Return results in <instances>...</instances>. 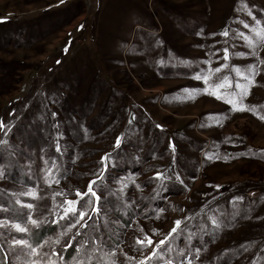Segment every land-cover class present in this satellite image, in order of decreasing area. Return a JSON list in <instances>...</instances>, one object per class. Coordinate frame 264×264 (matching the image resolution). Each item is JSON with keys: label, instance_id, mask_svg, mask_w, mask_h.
Listing matches in <instances>:
<instances>
[{"label": "rangeland", "instance_id": "374dc122", "mask_svg": "<svg viewBox=\"0 0 264 264\" xmlns=\"http://www.w3.org/2000/svg\"><path fill=\"white\" fill-rule=\"evenodd\" d=\"M0 121V154L27 151L2 170L0 218L28 228L0 233L36 249L5 243L0 264H264V160L237 158L264 151V0H0ZM91 180L95 231L61 219Z\"/></svg>", "mask_w": 264, "mask_h": 264}, {"label": "snow or ice", "instance_id": "6c2138e0", "mask_svg": "<svg viewBox=\"0 0 264 264\" xmlns=\"http://www.w3.org/2000/svg\"><path fill=\"white\" fill-rule=\"evenodd\" d=\"M223 35L227 36L228 32L227 30H225L223 33ZM225 56L224 59L227 60L228 59V48H224L223 49ZM217 71H219V69H217ZM194 78L197 80L201 79V75L199 74V72L193 74ZM245 79H249L250 77L246 76ZM238 84V82H237ZM239 86V84H238ZM218 99L220 97H217ZM55 102V101H54ZM231 103V102H229ZM51 116L53 118H55L57 116L56 112H51ZM135 119V117L133 116V120ZM129 123L131 124L132 121L130 120ZM59 124V121H56L52 126L56 127ZM156 127L158 129H160L161 131H163V126L157 124ZM5 128V125L3 123V121H0V131H3ZM8 133L5 132L4 136L7 137ZM56 136V151L58 153H62L61 150V145H60V139L62 138V133H55L54 134ZM129 140H124L123 143L127 144L129 143ZM0 143H3V140L0 139ZM10 143V140H9ZM114 147L117 149V153L115 155L113 154H105V156H103L101 158V163L103 164V168L101 170H99V175H98V179L102 178L104 176V173L108 170L109 166L111 165L112 168L117 167V163L116 161L118 160V158L120 157V155L123 153V148H122V139L121 137H117L116 138V142ZM169 148L173 150V152L175 151V145L172 143V141H169ZM17 152L23 153L25 156L27 155V151L24 148H20L18 145L16 146L15 151L12 152H8L7 156L8 157H13L14 159H6L4 154H0V176L4 175V172L2 171L5 168H13L15 170H19L23 164H26L27 161L23 159V157H19V158H15L17 157ZM105 161H109V163H105ZM156 177L157 178H165V179H170L167 177H164V175L162 173H156ZM177 180H179V174H177ZM58 182V181H57ZM97 183L96 180H91L88 184V188L87 191L84 193H81L79 190H77L76 192V200H65L63 202V204L61 205L62 207V212H61V219H63L66 216H69V213H71V216L69 217L71 224L70 226L74 227L76 224H81L82 227H90L92 228L93 231L96 230L95 225H89L87 224V221L84 220L85 215L88 214L89 219H91V213H99L101 211L102 207L106 206V202L105 204H101V200H102V189L100 188H94L93 185H95ZM182 183V181H181ZM167 189H165L166 191ZM27 194V193H26ZM85 197H87V199H85ZM236 199H242L241 197H237ZM17 204H20V201H16ZM10 204V202H9ZM78 205V207H76ZM26 207L28 209H31L33 207V205L31 203L26 204ZM10 210V207L8 205H4V204H0V213H7ZM28 219L31 221L32 224H36L37 221L32 220L31 219V214H28ZM83 221V223H81ZM181 223L180 220H176L175 224L177 226H179ZM213 223H215V221H213ZM0 228H4V229H12L14 228L16 231L20 232V233H25L28 231V228L26 225H22L21 222H19L18 220H15L11 217H7L4 216L2 218H0ZM182 231V230H181ZM172 233H177V228L173 227L171 229V231L168 233V236H166L164 239H161L158 241V243L155 245V248H153L152 252L149 254L148 257H145V259H149L152 256L157 257L158 259L162 258L163 253H165L166 251H171L172 250V245L175 244L176 242V238L173 237L171 241H169V244L163 248L160 249V252L156 251V248H160V245H164L165 244V240L168 239V237L172 236ZM181 233H177V235H180ZM0 237H4L3 240H0V248L3 247V245L5 243L8 244V251H16V249L13 248V245H21L24 247H21L19 249V254H22L25 256L26 259L31 258L35 252L36 249L32 246V245H28L26 244V241L24 239H20V238H16V237H12L10 240L8 239L7 236H5L4 233H0ZM147 244H151L152 240L150 238H147ZM89 243L88 240L86 239H82L79 242V247L77 249H75V251L79 252L81 249H84V254L85 257L90 259L91 258V254L93 252H95L97 250L98 246H93L91 248H85V245H87ZM137 243H142V241H137ZM69 245H65L64 247H68ZM147 245H145L146 247ZM196 252H199V249H196ZM45 255H49V254H45ZM63 259V254L62 251L61 253L58 255L56 252H52L49 255V264H57V261L62 260ZM33 264H36L35 261H33ZM167 264H172L171 260H169L167 262ZM188 264H192L191 260L188 261Z\"/></svg>", "mask_w": 264, "mask_h": 264}, {"label": "crops", "instance_id": "0c3cea01", "mask_svg": "<svg viewBox=\"0 0 264 264\" xmlns=\"http://www.w3.org/2000/svg\"><path fill=\"white\" fill-rule=\"evenodd\" d=\"M247 158V159H254V158H259V159H263L264 160V151H260V150H244L242 152H239V156L237 158Z\"/></svg>", "mask_w": 264, "mask_h": 264}, {"label": "bare ground", "instance_id": "6f19581e", "mask_svg": "<svg viewBox=\"0 0 264 264\" xmlns=\"http://www.w3.org/2000/svg\"><path fill=\"white\" fill-rule=\"evenodd\" d=\"M3 40V39H2Z\"/></svg>", "mask_w": 264, "mask_h": 264}]
</instances>
